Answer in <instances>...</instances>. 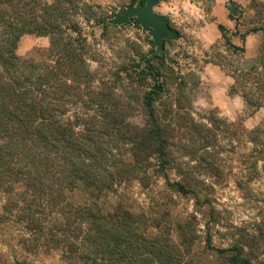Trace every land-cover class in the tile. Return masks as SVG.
I'll return each mask as SVG.
<instances>
[{
  "label": "trees",
  "instance_id": "trees-1",
  "mask_svg": "<svg viewBox=\"0 0 264 264\" xmlns=\"http://www.w3.org/2000/svg\"><path fill=\"white\" fill-rule=\"evenodd\" d=\"M76 1L0 0L4 220H16L34 241L42 238L46 248L60 250L65 264H209L194 253L198 237L189 223L185 235L193 238L175 244L158 220L134 214L123 204L106 213L100 200L132 182L147 189L152 169L163 175L166 170L176 171L182 180L172 187L183 195L199 197L205 182L191 177L194 169L216 178L222 174L215 160L200 151L214 147L218 133H230L234 140L240 135L238 127L221 119L211 120L210 127L196 123L189 112L185 78L172 94L166 74L151 63L168 64L163 56L142 57L129 69L121 67L113 80L95 87L97 78L86 56L88 40L70 15ZM233 7L230 0L229 10ZM218 29L228 41L227 30L221 25ZM28 34L49 38L48 49L38 52V59L17 55L21 38ZM260 55L264 60V47ZM173 63L168 64L171 78L180 71L176 69L179 62ZM244 76V81L235 79L231 92L241 94L247 106L259 108L264 104V71L257 75L251 66ZM125 81L126 95H121L116 86ZM146 81L151 84L144 90ZM77 106L88 114L66 119L69 109ZM134 113L145 118L142 126L130 122ZM263 133L261 127L250 131L249 142L258 146ZM186 141L190 144L184 145ZM180 150L196 166L180 164L175 156ZM77 191L88 194L92 202H75ZM260 242L261 238L241 233L229 248L207 249L216 255L218 264H264Z\"/></svg>",
  "mask_w": 264,
  "mask_h": 264
},
{
  "label": "rangeland",
  "instance_id": "rangeland-1",
  "mask_svg": "<svg viewBox=\"0 0 264 264\" xmlns=\"http://www.w3.org/2000/svg\"><path fill=\"white\" fill-rule=\"evenodd\" d=\"M52 1L40 0L41 4ZM133 1L77 0L76 9L70 11L71 18L79 23L88 40L86 56L97 78L95 87L102 81L113 80L121 67L129 69L134 61L147 57L154 50L150 36L132 24L108 26L102 33L104 30L99 22L112 19L119 9L131 6ZM221 2L229 4L224 0ZM232 2L236 6L230 9L229 17L233 22L226 20L225 24L229 28L226 37L237 48L235 51L228 41L222 39L216 22L221 18L225 20L229 13L217 9L215 2L163 0L156 12L170 14L171 27L181 35L178 50L172 53L174 60L179 62L178 67L175 66L180 69L174 75L177 78L169 75L168 64L159 60L151 62L166 74L168 82L170 80L172 94L183 81L182 77L185 78V95L191 104L189 112L196 123L210 127L211 120L221 119L238 127L240 135L234 140L230 133L225 136L218 133L214 147L200 151V155H210L208 158H213L220 166V178L211 172L194 169L191 177L205 182V189L198 194L199 197H194L183 195L172 187L182 180L176 171L166 170V175H163L158 169H152L147 189L132 182L116 187L114 192L100 200L106 213L123 204L134 214L158 220L159 226L171 234L175 244L193 238L192 234L185 235L188 231L185 225L189 223L192 233L198 237L194 253L209 264H218L219 260L207 249L208 246L229 248L241 233L261 238L260 244L264 245V133L256 147L249 142L248 135L259 127L264 132V104L259 108L247 106L241 94L231 92L235 79L244 81L249 67L255 68L257 75H263L264 60L260 52L264 47V0ZM49 45L48 37L24 35L18 44L17 55L21 59L32 56L38 59V52L48 49ZM216 62L220 66L214 65ZM126 84V81L122 85L117 84L119 94L126 95ZM150 84L146 81L142 88L147 90ZM89 113L93 115V112ZM83 114L88 112L81 106L72 107L66 119L72 120ZM130 122L142 126L145 118L140 113H134ZM183 143L190 144L188 141ZM196 147H200V143ZM175 150L179 151L178 148ZM175 156L182 165L189 163L196 166V161L186 156L183 150ZM20 190L22 188L18 187L17 191ZM73 199L78 204L86 200L92 202L89 195L82 191L75 192ZM6 201V195L0 192V264H65L60 250L46 248L42 238L34 241L16 220H4ZM24 239L32 243L25 244Z\"/></svg>",
  "mask_w": 264,
  "mask_h": 264
},
{
  "label": "water",
  "instance_id": "water-1",
  "mask_svg": "<svg viewBox=\"0 0 264 264\" xmlns=\"http://www.w3.org/2000/svg\"><path fill=\"white\" fill-rule=\"evenodd\" d=\"M224 1L229 3L230 0ZM162 2L163 0H137L135 5L119 9L112 19L101 26V29L104 30L106 26L122 27L128 24L141 28L150 36L154 48V52L148 58L163 56L168 64L174 66L172 53L178 50L181 35L171 27L170 14L161 15L156 12V8Z\"/></svg>",
  "mask_w": 264,
  "mask_h": 264
},
{
  "label": "crops",
  "instance_id": "crops-1",
  "mask_svg": "<svg viewBox=\"0 0 264 264\" xmlns=\"http://www.w3.org/2000/svg\"><path fill=\"white\" fill-rule=\"evenodd\" d=\"M214 4H215V7L217 9L222 10V12H223V10H225L227 13H229L228 16H226L225 20L222 19V18L216 20V22L218 23V26L219 25L223 26L228 32L229 28H227V24H225V22H226V20H229L230 22H233V20L232 19L230 20V17H229L230 16L229 4L227 5L226 3L221 2V0H215Z\"/></svg>",
  "mask_w": 264,
  "mask_h": 264
}]
</instances>
